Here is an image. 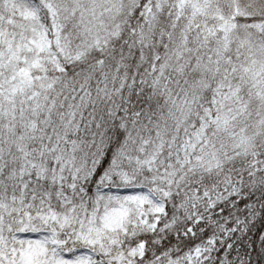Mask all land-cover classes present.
<instances>
[{
    "label": "snow or ice",
    "instance_id": "obj_1",
    "mask_svg": "<svg viewBox=\"0 0 264 264\" xmlns=\"http://www.w3.org/2000/svg\"><path fill=\"white\" fill-rule=\"evenodd\" d=\"M0 264H264V0H0Z\"/></svg>",
    "mask_w": 264,
    "mask_h": 264
}]
</instances>
